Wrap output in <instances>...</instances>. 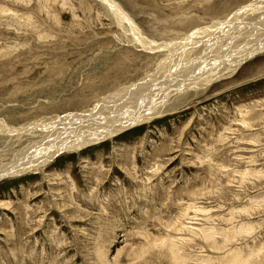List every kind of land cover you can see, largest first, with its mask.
Instances as JSON below:
<instances>
[{
  "label": "rangeland",
  "instance_id": "1",
  "mask_svg": "<svg viewBox=\"0 0 264 264\" xmlns=\"http://www.w3.org/2000/svg\"><path fill=\"white\" fill-rule=\"evenodd\" d=\"M103 1L0 0V170L38 160L56 118L209 60L242 8L224 57L264 42V0ZM234 70L0 180V264H264V50Z\"/></svg>",
  "mask_w": 264,
  "mask_h": 264
},
{
  "label": "bare ground",
  "instance_id": "2",
  "mask_svg": "<svg viewBox=\"0 0 264 264\" xmlns=\"http://www.w3.org/2000/svg\"><path fill=\"white\" fill-rule=\"evenodd\" d=\"M262 2L263 0H259L257 3L261 4ZM262 5L264 6V2L262 3ZM113 6H115V4L112 5V7ZM259 6H257V9L259 8ZM252 9L251 7L242 8L235 14L234 17L227 19L226 22H220V25H218L219 27H221L220 30L222 31V28H226V31L224 30L225 32L218 33L219 35L217 34L216 38L212 35V38L210 37V41L208 39L204 40V43H207L209 45L207 49L211 52L210 55H212L209 60H207L208 58H206L207 56L205 55L208 54L206 50V53L204 52V56H200L198 62L197 59L195 60L196 64H193L190 61V63H182L183 66H179L177 69H175V71H173L174 74L171 75V77L173 78L169 76L170 79L163 78L164 80H162L161 78V81L156 80L153 82L151 81V83H141L135 84L133 86L129 85V87H122L119 90L107 95L105 99L100 101L92 109L90 108L91 110L85 111L82 114L78 113L79 115L76 117L67 116L65 118H56L55 120H53L48 127L49 134L45 137V140L48 143L49 141H51V143H49V145L47 143V147L44 153H42L41 155L38 154V160H27L25 162V165H21L19 167L15 161L13 165H9L10 167L6 169L2 168V170H0V180L23 174L29 170H32V167H35V169L37 170L39 167L48 164L63 151L74 149L76 150L87 147L91 144L103 141L107 138L122 133L127 128L132 127L135 124L145 122V120L153 117L156 113L154 112L155 108L158 109L159 107H157L156 105L158 103H162V100H166L169 98H180L182 95H185L190 91L187 90L189 88H191L192 90H197L199 88L206 87L209 83L212 82V79L214 77H221V73L224 71V67L226 72L233 71L234 68H238L239 66H241L248 58H251L257 52L264 50V42L262 40H258L259 42L255 40L256 43H252L253 41L249 42L250 46L248 44L247 46H244L245 48L241 47L242 49H237L236 53H232V55H235L232 59H226L228 57L225 56L227 55L226 49H221L218 46H220L223 39L227 37L228 40L229 38L231 39V42L235 41V33H233L232 29H236V24H239L243 21L239 20V18L242 15H247L248 12L252 11ZM260 10L264 11L263 9H259V11ZM121 15L122 20L123 18H125V20H127L129 23H132V20L127 14L121 11ZM246 22H242V28L244 29V31L246 30L245 28L249 29L248 26H246L248 25L246 24ZM250 26L255 27L256 24L252 23ZM133 28H135V25L133 26ZM203 33L204 32L202 30V33L200 32L199 35H203ZM193 36L194 34L192 36L186 37L182 40V42L186 43L187 40L192 39ZM200 38H202V36ZM199 42L203 41L201 40ZM206 60L207 62L204 65L199 66L201 62ZM187 64H189L190 66L186 67ZM180 67L183 68L182 70H184L185 72L180 71ZM161 98L162 100L158 101ZM165 103L167 104L168 102L166 101Z\"/></svg>",
  "mask_w": 264,
  "mask_h": 264
}]
</instances>
